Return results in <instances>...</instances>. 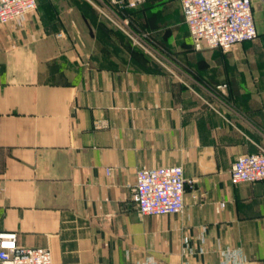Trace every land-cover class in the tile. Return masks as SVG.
I'll use <instances>...</instances> for the list:
<instances>
[{
	"label": "crops",
	"instance_id": "crops-1",
	"mask_svg": "<svg viewBox=\"0 0 264 264\" xmlns=\"http://www.w3.org/2000/svg\"><path fill=\"white\" fill-rule=\"evenodd\" d=\"M36 1L0 23V230L52 264H264V180L229 177L264 149V0L227 51L193 47L179 0H146L133 24L162 58L109 0ZM170 165L193 179L182 211L140 216L136 171Z\"/></svg>",
	"mask_w": 264,
	"mask_h": 264
},
{
	"label": "built area",
	"instance_id": "built-area-1",
	"mask_svg": "<svg viewBox=\"0 0 264 264\" xmlns=\"http://www.w3.org/2000/svg\"><path fill=\"white\" fill-rule=\"evenodd\" d=\"M145 1L109 0L111 9L101 11L130 35L129 11ZM179 1L195 49L218 47L227 51L236 43L257 37L252 0ZM36 4V0H0V23L21 21ZM225 87V83L216 85L219 90ZM94 126L101 127L102 122L97 120ZM229 177L232 183L264 180V149L238 155ZM191 182L193 179L185 178L181 165L140 168L131 186V200L140 216L177 213L184 207L185 184ZM16 236L13 230H0V264H52L47 247L19 245Z\"/></svg>",
	"mask_w": 264,
	"mask_h": 264
},
{
	"label": "rangeland",
	"instance_id": "rangeland-1",
	"mask_svg": "<svg viewBox=\"0 0 264 264\" xmlns=\"http://www.w3.org/2000/svg\"><path fill=\"white\" fill-rule=\"evenodd\" d=\"M130 28L132 30V33H130V35L126 34L125 32H123V33L127 37L128 41L134 47L141 49L142 51H144L148 55H152V56H155L158 58H162L161 53L155 49V48L159 47L161 44V42L159 40L156 39V41H157L156 44H153L151 42L149 43L150 40L148 39V32L144 31V30L139 31L137 29V27H135L131 21H130Z\"/></svg>",
	"mask_w": 264,
	"mask_h": 264
},
{
	"label": "trees",
	"instance_id": "trees-1",
	"mask_svg": "<svg viewBox=\"0 0 264 264\" xmlns=\"http://www.w3.org/2000/svg\"><path fill=\"white\" fill-rule=\"evenodd\" d=\"M130 21L133 23L132 10L129 11Z\"/></svg>",
	"mask_w": 264,
	"mask_h": 264
}]
</instances>
